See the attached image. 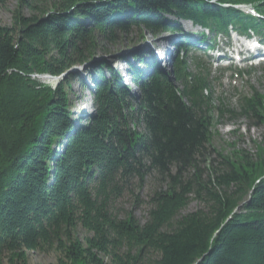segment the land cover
<instances>
[{
  "label": "trees",
  "instance_id": "1",
  "mask_svg": "<svg viewBox=\"0 0 264 264\" xmlns=\"http://www.w3.org/2000/svg\"><path fill=\"white\" fill-rule=\"evenodd\" d=\"M16 1L14 27L0 28V264L52 251L60 264H264V153L259 165L210 148L224 115L264 120V94L252 90L239 111L216 107L208 70L176 59L173 76L156 63L149 76L130 67L137 102L97 72L95 113L75 122L68 81L52 91L28 79L62 77L131 31L182 33L179 20L227 34L264 27L222 7L264 13V0ZM152 175L162 187L147 221L120 218L118 201ZM191 202L201 208L184 214ZM78 227L92 234L85 245Z\"/></svg>",
  "mask_w": 264,
  "mask_h": 264
},
{
  "label": "rangeland",
  "instance_id": "2",
  "mask_svg": "<svg viewBox=\"0 0 264 264\" xmlns=\"http://www.w3.org/2000/svg\"><path fill=\"white\" fill-rule=\"evenodd\" d=\"M18 5L16 0H10L5 9H0L1 29L14 27L13 13L18 9ZM23 13L26 16L30 15L28 11H24ZM168 19L170 21L174 20L172 18ZM192 29H194L193 25L185 23L182 33L167 31H162L157 35L145 33L144 38L140 32L131 31L128 34L118 35V39L114 43H99L100 45H98L95 52V59H89L85 64L75 66L62 77L53 78L48 75L35 73L31 74L28 79L37 89L49 88L52 91L56 90L61 82L68 81L70 86L66 89L72 104V121L85 120L86 117H90L95 113L92 104V93L95 86L99 83L97 72H101L109 81L121 80V83L129 89L133 101L137 102L140 99V91L133 82L132 74H130L133 70L130 71V67L138 69L145 76H149L152 66L157 64V67L159 66L166 75L173 76L175 61L178 59L179 54L176 47L180 44L179 41H181L184 34H187ZM194 31L196 32V28ZM169 40L173 41L174 45L177 40L179 43L174 48L170 45L167 46V49H164L165 42ZM149 47H152L150 51L148 50ZM169 47L173 50L175 57L173 56L169 60L170 63L163 65L154 56L157 50H160L158 52L164 53L163 55L165 56L168 54ZM147 50L150 53L146 52ZM167 56L171 58L172 55L168 54ZM192 56L191 54L190 58ZM240 66L241 68L239 69L244 72L242 75H235L233 72L221 74L214 69V66L212 67V75L215 78L212 85L214 106L217 107L219 104H223L229 107L230 110L239 111L238 98L241 94H246L250 88H254V90H257L262 95L264 94L263 67H256L249 76L247 71L250 68L243 67V65ZM101 69L103 70L101 71ZM192 69L191 67L190 70ZM54 79H56L55 84L52 83ZM211 138L210 148L212 153H221L233 161H240L241 158L247 157L261 165V161L258 162V160L264 153V120L259 121L255 118L239 116L238 112L237 116L234 117L224 115L212 128ZM208 159L210 161L217 159V155L214 154ZM161 187L162 184H159L156 176H148L145 179L142 190L139 191L134 188V192L125 194L118 201L115 206V212L122 219L130 214L141 224H144L148 219L149 211L152 209L151 197ZM200 208L201 205L199 203L191 202L183 213H192ZM76 233L84 245L86 239L92 237V234L85 231L82 227H78ZM61 258L62 255L56 251L48 254L27 253L28 264H60Z\"/></svg>",
  "mask_w": 264,
  "mask_h": 264
},
{
  "label": "bare ground",
  "instance_id": "3",
  "mask_svg": "<svg viewBox=\"0 0 264 264\" xmlns=\"http://www.w3.org/2000/svg\"><path fill=\"white\" fill-rule=\"evenodd\" d=\"M184 35H186V34H184ZM179 42H178V40L176 41V44L174 45V42L173 41H166L165 42V47H163L164 49H167L168 47L167 46H170L171 45V47L172 48H174V46H176L177 44H178ZM171 47H169V49H168V54H170V55H172L171 56V58L169 57V56H167L168 54H166L165 56L163 55L164 53H161V52H158V51H160V50H157L156 51V55L154 56V58H157L159 61H160V63L161 64H163V65H166V64H168V63H170V59H172V57L174 56L173 55V50L171 49ZM179 47H180V45H177V47H176V50L177 51H179ZM150 49H152V47H149L148 48V50L150 51ZM146 51V52H149V51ZM163 50V49H162ZM176 50H175V52H176ZM180 52V51H179ZM150 53V52H149ZM177 53V52H176ZM165 57H166V59H165ZM175 57V56H174ZM174 59V58H173ZM130 72V71H129ZM130 75V74H129ZM55 81H56V79H54L53 81H52V83H54L55 84ZM121 81V80H120ZM122 82V81H121Z\"/></svg>",
  "mask_w": 264,
  "mask_h": 264
}]
</instances>
